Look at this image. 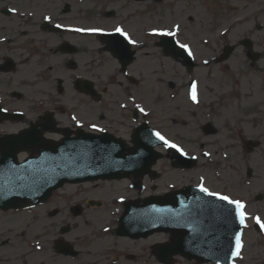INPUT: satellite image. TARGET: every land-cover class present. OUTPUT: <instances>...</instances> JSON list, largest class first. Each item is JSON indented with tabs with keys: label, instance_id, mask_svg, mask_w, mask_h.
<instances>
[{
	"label": "flooded vegetation",
	"instance_id": "1",
	"mask_svg": "<svg viewBox=\"0 0 264 264\" xmlns=\"http://www.w3.org/2000/svg\"><path fill=\"white\" fill-rule=\"evenodd\" d=\"M181 3L184 0H0V109H7L0 111V137L25 132L41 141H57L79 133L110 134L132 146L133 136L143 125L180 143L188 157H197L192 169L177 167L174 161L186 157L162 149L153 139L161 152L153 172L141 179L116 180V193L105 189L102 194L96 187L74 190L65 198L79 202L68 204L67 210L54 206L59 198L55 195L30 218L20 222L0 219V264H163L156 246L169 243V234L156 241L154 234L116 233L126 202L196 185L200 176L205 177L210 190L244 199L235 197L236 189L228 183L219 184L232 179L237 186L249 188L256 179L255 172L246 170L242 176L235 168L236 161L243 159L241 152L251 162L252 154L264 151V54L250 33L252 29L234 41L229 36L233 48L229 58L242 52L244 69L228 75L230 88L225 91V81L211 74L213 65H223L229 59L218 60L223 44L216 48V59H198L194 50V60L176 59L157 46L159 38L148 35L155 16L178 12ZM44 16L52 20L45 21ZM56 24L65 27L56 28ZM116 24L138 40L135 48L128 46L130 55L114 50L119 38L68 30L97 26L110 31ZM181 30L178 38L186 40L184 28ZM243 38L249 42L240 43ZM204 60L209 63L205 65ZM203 69L207 72L204 79L198 72ZM149 78L152 85H147ZM192 81L197 82L198 104L188 98ZM136 104L144 107L147 115L139 112ZM72 115L81 120L83 128L75 125ZM41 117L46 119L41 121ZM92 123L106 130L94 132ZM33 125L41 135L30 131ZM205 152L211 156L203 155ZM22 153L27 156L31 152ZM160 161L166 163L164 171L158 166ZM221 163L223 169H214ZM208 165L216 171L214 175L203 172ZM225 169L229 173L223 172ZM96 192L102 197L88 196ZM108 197L110 203L101 202ZM246 201L251 203L249 198ZM76 209L79 216L90 209L89 217L77 218ZM101 210L109 218H103L106 215ZM37 241L40 250L35 248ZM259 260L255 255L244 263L257 264ZM173 261L211 264L178 255Z\"/></svg>",
	"mask_w": 264,
	"mask_h": 264
},
{
	"label": "water",
	"instance_id": "2",
	"mask_svg": "<svg viewBox=\"0 0 264 264\" xmlns=\"http://www.w3.org/2000/svg\"><path fill=\"white\" fill-rule=\"evenodd\" d=\"M18 138L6 139L0 142L2 147L0 191L11 189L13 193L0 197V207L2 208L24 205L26 201H41L50 194L51 190L66 181L80 182L101 177L115 178L121 176L119 175L120 172L141 174L155 161L152 145L150 144L138 141L135 147L126 148L110 137L93 136L90 142L62 141L54 145L39 143L33 146L40 154L39 157L32 158L24 163H18L15 155L20 149L25 148L24 145L18 144L19 141H16ZM7 141L13 146L12 150L6 149ZM77 153L81 154L80 158L74 163H70V159ZM44 156L55 159L45 160ZM28 162H32L33 167L40 169L39 176L44 175L47 170L55 169V173L48 172L49 175H55V179L51 183L44 184L35 194H20L21 189L17 187V177L26 175L29 182L32 179L24 171L25 168L29 167ZM21 165L24 167L22 168ZM57 165H63V167H57ZM191 165L189 164V166ZM197 196L207 200L213 199L212 197H204L202 193L197 194ZM179 197H182L181 201H185L187 208L174 207L172 213L153 211V206H155V209H169L167 205L176 202ZM192 197L195 199L196 195L192 194L191 197H186L184 193L173 192L165 196L146 199L144 205L138 209L131 210V213L129 209L127 210V214L121 219L120 231H124L125 226L129 225V221L133 220L135 228H140L139 234L146 235L154 231H170L173 236L175 235L178 238L176 240L177 244L182 243L187 236H189L188 239L192 236L191 238L198 242L199 250L196 253L197 249H193L190 257L216 262L219 260L220 264H229L225 251L231 246L232 233L243 228V226L230 224L226 227L222 222L216 220L210 211L197 213L196 204L194 199H191ZM173 213H179L180 215H173ZM134 230L137 233V230ZM189 230L192 231L188 232ZM176 243L170 249L172 254L187 253L186 250L178 247ZM186 244L188 243L186 242ZM163 249L165 250L164 247L159 248L160 251H164Z\"/></svg>",
	"mask_w": 264,
	"mask_h": 264
},
{
	"label": "rangeland",
	"instance_id": "3",
	"mask_svg": "<svg viewBox=\"0 0 264 264\" xmlns=\"http://www.w3.org/2000/svg\"><path fill=\"white\" fill-rule=\"evenodd\" d=\"M184 5L185 6L183 7V11L180 13L181 16H178V18L176 19H174V17L172 20L178 21L181 25H183V33L186 35L185 37L187 38V41L192 44V49L195 51L198 59L210 58L214 54H217L216 48L222 45L223 43L228 42L229 36L232 38V41H234L235 38L242 36V34L247 32V30L249 29H252L250 33H252L253 38L257 40L258 44H260L258 49L262 52V55L264 54V47L262 46V42H264V31H257L256 29H254L256 23L264 24V13H261L264 10V0H189L187 2L184 1ZM169 17L170 16L168 15L167 18ZM162 19L163 17L157 15L155 19L156 21L153 22L154 24L151 25L160 26L162 22H165ZM172 20L166 21V23L169 25L174 22ZM223 27H227V32L221 35L220 31L225 29ZM203 37L207 38V43H202L201 39ZM243 59L244 56L242 52H239L236 53L233 57L229 58L223 65L221 64L212 66L213 69L211 71V74L216 78L220 79L221 81H225V85L223 87L225 91H228L227 89L230 88V86L227 85V81L229 80L228 75L233 76V74L243 72ZM261 63H263V61ZM222 69L227 72L222 73ZM262 70L264 71V69ZM198 72L200 73V76H202L204 79L207 73L206 70L203 69L199 70ZM262 74L264 75V73ZM152 84L153 80L149 78L147 80V85ZM202 85L204 84L202 83ZM261 152L257 151V154H252V159H250L251 162L249 161V158L248 156H246L245 152L240 153V157L242 155L243 158L241 160L245 161V163H243L241 160L235 159L237 160V168H235V170L238 171L240 175H244V172H246V169L249 167V163L251 164L252 171L256 173V179L253 180V183L249 188L243 185L237 186V184L233 183L232 179H230L229 181H227L228 179H224L223 184H219V186L223 187L225 186V183H228L230 187H234L236 189L234 191L235 196L242 195L246 197L245 199L249 198V202L251 203L246 206V211L248 212L249 217L259 216L262 220H264V199L262 200V202L253 200V195L255 193L262 192L264 194V151ZM235 158L239 157L236 156ZM165 165L166 163L160 161L158 166L159 168H163L164 171ZM210 166L211 165H208L206 169H203V172L211 176L214 175L216 171H213ZM213 167L216 170H221L224 168L223 163H221L220 165H215ZM194 170L196 171V168ZM197 172H200V169H198ZM223 172H228V170L225 169ZM239 173L235 172L234 175L237 176L236 174ZM101 185L103 186L101 187ZM115 185V182H99V188H97V190L95 191L102 192L103 194L107 192L105 189L108 190V188ZM92 186L93 185H90L89 189H92ZM219 186L214 185L215 188ZM64 189L62 190L64 193H62V191L58 192V204L54 206H58L59 209L67 210L68 204L79 202V200L73 198L71 202H68V199L65 198V196L70 197L71 194L69 192H74V190L78 189L73 186H70V188H66L65 190ZM116 191L117 190L112 191V193H116ZM88 196L102 197L99 195V193H90L88 194ZM112 196H115V194H113ZM111 201L112 200H110V198L104 200L105 203H110ZM83 207H86V205H83ZM90 211V209L85 211L82 216H79L77 218L89 217L88 215ZM100 212L106 215V213H104L102 210ZM102 217L109 218V216L107 215ZM23 218L24 215L13 216L11 212L6 214L0 213V219H4L5 221L12 220L20 222ZM247 224L248 227L244 229L243 233L245 247L243 249L242 255L244 256V260L248 262L249 259L255 255H257V258L259 256L262 259V257L264 258V239L260 237L261 234L257 233L254 230L253 219H248ZM154 237L156 241L161 239V235L159 234L154 235ZM262 262L264 263L263 259Z\"/></svg>",
	"mask_w": 264,
	"mask_h": 264
},
{
	"label": "snow or ice",
	"instance_id": "4",
	"mask_svg": "<svg viewBox=\"0 0 264 264\" xmlns=\"http://www.w3.org/2000/svg\"><path fill=\"white\" fill-rule=\"evenodd\" d=\"M12 12H15L16 9H11ZM45 21H51L52 17L50 16H44L43 18ZM56 28H64L65 25L63 24H56ZM69 31H74L78 33H87L91 35H100V36H108V37H116L119 38L114 41L115 48L114 50H117V54H120V52L127 53L128 46H132L135 48L138 46V40L134 39L133 36L130 34L129 31L125 29L124 26L121 24H116L112 27V29L109 31L103 27H97V26H90V27H76V28H69ZM181 32V24L173 22L167 26H153L150 28V31L148 32L149 36L159 38L157 42L159 43H165L163 38H172V43L175 46L176 49L180 50L177 55L178 58L181 55L186 54L187 57L191 59H195V55L193 52V49L191 45L187 42H182L181 39H179V35ZM227 32V29H225V33ZM204 43H207V41H204ZM130 55V53H127ZM203 63L207 65L209 63L208 60H204ZM127 75V73H125ZM188 98L193 102L198 104V94H197V82L192 81L189 91H188ZM122 108L126 107V105L121 104ZM135 108L139 110V112L144 113L147 115L146 109L142 107L139 104L135 105ZM0 111L6 112L7 109H0ZM41 121L46 119V117H41ZM71 119L75 122V125L77 127L83 128L84 125L82 124L81 120L77 118L76 115H72ZM90 129L94 132H104L106 129L100 127L96 123H92L90 125ZM35 133V135L39 136L42 133L35 131V125H33V128L30 130ZM160 143V147L164 150L172 149L181 157H188L189 153L185 150V148L180 144L175 142L172 139H169L167 136H165L161 131L151 129L148 134V143H152L153 140ZM80 153H77L74 157L70 159V163H74L76 160L80 158ZM203 155L205 156H211L210 152H205ZM225 156H227V153H225ZM45 160H54L55 158L44 156ZM191 159L195 160L197 157H191ZM29 167L25 168L24 171L28 176H31V182L27 179L26 175H21L17 177L18 184L17 187L21 189L20 194H35L44 186V184L51 183L55 179V175H49L48 172L55 173V169L47 170L44 172V175L39 176L38 173L40 172V169L38 167H33L32 162H28ZM15 167V166H13ZM23 168L24 166L21 165ZM57 167H63V165H57ZM68 174V173H66ZM71 174H82V173H71ZM42 181V182H41ZM196 189L199 193H202L204 197H212L214 199L207 200L202 199L200 196H196L194 199V203L196 204V211L197 213L204 212V211H210L213 217L222 222L226 227L230 224H236L239 226H243V228H247V220L253 219L254 223L258 225V230L261 232V234H264V220L261 219L259 216L255 217H249L248 212L246 211V202L243 199H237L233 198L231 195L224 194L221 191H213L210 190V188L205 186V177L200 176L199 177V183L195 185ZM13 194L11 189H7L4 191H0V197H4L7 195ZM124 197H120V201L123 202ZM181 203V208H187V205L184 204L183 201ZM153 211L157 212H168L172 213V209H155L153 208ZM173 215H180L179 213H173ZM105 231H108V229H105ZM57 242H60V240H57ZM231 246L225 251V256L227 257L229 264H236V258H243L242 257V250L245 247L244 241H243V230L242 228L239 230H235L232 233L231 239H230ZM35 248L37 250H40L42 248V245L37 241L35 243ZM217 264H220L219 260L217 261Z\"/></svg>",
	"mask_w": 264,
	"mask_h": 264
}]
</instances>
